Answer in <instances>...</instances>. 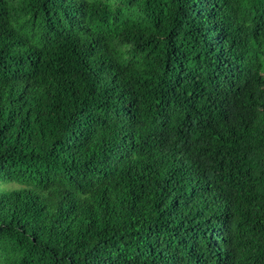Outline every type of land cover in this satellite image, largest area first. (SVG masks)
<instances>
[{"label":"trees","instance_id":"1","mask_svg":"<svg viewBox=\"0 0 264 264\" xmlns=\"http://www.w3.org/2000/svg\"><path fill=\"white\" fill-rule=\"evenodd\" d=\"M0 264H264V0H0Z\"/></svg>","mask_w":264,"mask_h":264},{"label":"rangeland","instance_id":"2","mask_svg":"<svg viewBox=\"0 0 264 264\" xmlns=\"http://www.w3.org/2000/svg\"><path fill=\"white\" fill-rule=\"evenodd\" d=\"M20 184L17 181L0 180V191L6 189L18 188Z\"/></svg>","mask_w":264,"mask_h":264}]
</instances>
